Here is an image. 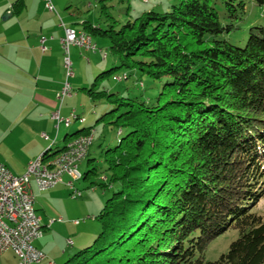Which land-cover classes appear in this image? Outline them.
<instances>
[{
  "label": "trees",
  "instance_id": "16d2710c",
  "mask_svg": "<svg viewBox=\"0 0 264 264\" xmlns=\"http://www.w3.org/2000/svg\"><path fill=\"white\" fill-rule=\"evenodd\" d=\"M250 2L264 7V0H179L120 26L111 15L106 29L83 24L109 39L120 61L83 90L116 104L99 120L127 133L106 151L109 181L101 186L120 188L96 216L101 231L63 264H264V218L254 210L264 197V26L252 25L244 46L228 38ZM22 7L17 2L14 13ZM119 69L170 79L148 105L98 90ZM89 133L67 134L44 156ZM229 228L239 237L208 261L210 243Z\"/></svg>",
  "mask_w": 264,
  "mask_h": 264
},
{
  "label": "crops",
  "instance_id": "0c3cea01",
  "mask_svg": "<svg viewBox=\"0 0 264 264\" xmlns=\"http://www.w3.org/2000/svg\"><path fill=\"white\" fill-rule=\"evenodd\" d=\"M71 1L53 0L55 10L51 11L44 0H0V161L17 175L23 174L28 163L52 143L59 142L66 126L61 124L57 128L53 114L58 110L62 118L69 117L72 112L77 114L75 109L64 105L65 100L61 104L59 98L66 80L62 22L76 30H84L83 24L90 21L82 17ZM17 2H22L23 7L19 13H14L13 6ZM43 133L48 138L43 137ZM67 134H64V142ZM59 185L45 195L32 182L37 213L38 204L43 210L38 215L44 232L34 242L46 255L39 264H63L77 246L88 244L96 234L88 230L90 224L82 226L81 219H76L80 222L75 223L62 215L55 218L58 214L69 215L57 201V195L64 191ZM73 232L75 240L70 237ZM18 262L13 250L0 252V264Z\"/></svg>",
  "mask_w": 264,
  "mask_h": 264
},
{
  "label": "rangeland",
  "instance_id": "374dc122",
  "mask_svg": "<svg viewBox=\"0 0 264 264\" xmlns=\"http://www.w3.org/2000/svg\"><path fill=\"white\" fill-rule=\"evenodd\" d=\"M178 2L179 0H72L71 5L79 8L78 11L81 12L83 18L106 29L110 23L107 21L110 15L118 20L120 26L126 23L127 20L134 19L147 11L153 10L160 13L169 11L172 5ZM219 7L223 9L222 5H219ZM247 8L248 13L245 19L240 23L241 29L228 35V38L232 42L242 46L246 44L248 31L252 25L261 24L264 26V7L250 2ZM65 10L64 12L67 13L68 9L65 8ZM59 12L62 14L61 11ZM93 42L97 46L96 51H87L85 48L77 46L71 47L74 76L69 79V82L72 87L73 95L67 96L64 102V105L69 106L72 110L75 109L77 114L85 119V122L80 123L79 121H74L70 128L66 127L63 129L58 143L53 144L52 141L50 142L53 144V148L63 146L65 143L63 141L64 134H72L76 131V127L80 129L90 127L94 134V141L89 148L88 155L78 166L82 178L73 179L68 174H63V180L59 183V186H63L64 191L57 195V201L66 208V213L69 215L58 214L55 218L62 215L64 219L70 222L81 219V225L83 226L85 223L90 224L88 230H93V233L96 234H93L94 236H92L88 244H85L81 248L77 246L74 252L70 254L65 261L79 250L93 243L101 231V223L96 216L104 208L107 199L120 188V184L115 183L106 189L101 186V183L109 181L106 151L117 146L119 140L125 136L127 132L124 129L122 133L119 134L120 129L99 120L105 113L115 109L116 104H111L106 100L94 102L88 93L83 90V88L92 87L100 73L119 66L120 61L111 51L109 39L94 36ZM105 54L106 58L104 57ZM124 74L128 75L127 79L118 80L114 78V76H124ZM169 79L170 78L165 77L161 80H155L138 70L119 69L115 71L112 76L100 81L97 88L98 90H108L110 93H116L120 97L137 98L138 100L145 101L148 105H156L163 84ZM90 168H96V173L90 174V176L85 179L86 172ZM70 181H73V186L68 184ZM56 187L54 186L44 191V194L52 193L53 189ZM38 208L40 209L38 213H42L43 210L39 204ZM254 210L264 218V197ZM74 228L77 229V227ZM239 233L238 229L229 228L219 235L210 243L206 252V259L208 261H216L222 254L227 253L230 244L239 237ZM75 235V232H73L70 237L75 240ZM66 238L68 239V237Z\"/></svg>",
  "mask_w": 264,
  "mask_h": 264
},
{
  "label": "built area",
  "instance_id": "2783aa9c",
  "mask_svg": "<svg viewBox=\"0 0 264 264\" xmlns=\"http://www.w3.org/2000/svg\"><path fill=\"white\" fill-rule=\"evenodd\" d=\"M44 1L49 10H55L53 0ZM62 26L65 31L62 44L65 50L66 80L59 95L61 104L73 92L69 82L74 76L71 47L77 46L87 51L97 50L96 44L87 40L86 30H76L66 26L64 22ZM71 115L76 113L72 112ZM71 115L62 118L60 110L56 111L53 116L57 120V128L61 124L70 126ZM42 136L48 138L46 133ZM93 141L92 132L85 136L84 144H77L75 139L66 151L58 153L47 162H38L36 157L28 163L26 171L20 175L14 174L5 163L0 161V252L13 250L18 257V264H39L45 259V253L34 244L42 237L44 231L36 209L32 182H35L39 190L46 191L62 182L63 174L77 179L78 166L84 160V156L88 155ZM68 184L73 186V181ZM59 220L63 219L59 218ZM79 222L80 220H75V223ZM69 243L72 241L70 240Z\"/></svg>",
  "mask_w": 264,
  "mask_h": 264
},
{
  "label": "bare ground",
  "instance_id": "6f19581e",
  "mask_svg": "<svg viewBox=\"0 0 264 264\" xmlns=\"http://www.w3.org/2000/svg\"><path fill=\"white\" fill-rule=\"evenodd\" d=\"M86 38H87V40L88 41H93V37H92V35L89 33V32H87L86 31ZM74 120H78L79 122H84V119L83 118H81L79 115H71V118H70V125L72 124V122L74 121ZM66 127H69V126H66ZM87 134H85V135H80L79 137H77L76 139H77V144H84V138H85V136H86ZM75 140V139H74ZM73 140V141H74ZM73 141H71V142H69L68 143V145H67V147H66V149L64 150V151H66L68 148H69V146L72 144V142ZM50 148V147H49ZM64 151H62V152H64ZM45 154L43 153V154H41L40 156H38V162H47L49 159H52L54 156H52V157H45L44 156ZM57 155V154H56ZM55 155V156H56ZM86 158V156H84V159ZM82 178V174L78 171V174H77V179H81Z\"/></svg>",
  "mask_w": 264,
  "mask_h": 264
}]
</instances>
